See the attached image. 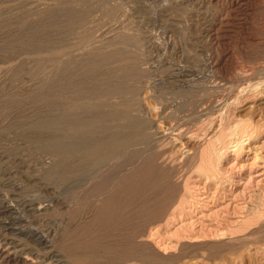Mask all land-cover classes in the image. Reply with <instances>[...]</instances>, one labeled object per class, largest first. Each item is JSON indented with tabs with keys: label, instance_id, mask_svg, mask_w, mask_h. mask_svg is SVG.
<instances>
[{
	"label": "bare ground",
	"instance_id": "obj_1",
	"mask_svg": "<svg viewBox=\"0 0 264 264\" xmlns=\"http://www.w3.org/2000/svg\"><path fill=\"white\" fill-rule=\"evenodd\" d=\"M93 1L103 5L106 0H6L0 7V50L7 58V76L11 80L25 75L31 80L20 90H1L0 116L14 112L15 119L7 120L8 129L32 144L34 152L54 155L33 174V165H18L25 166L23 170L15 168L17 164L9 166L6 156H12L14 149L1 146L0 183L8 185L18 171L38 182L62 184L66 173L74 176L83 169V206L71 212L74 217L82 214L83 223L69 226L63 236L53 227L20 225L27 218L25 211L46 212L48 206L40 201L18 199L21 213L19 206L0 200V264H167L143 237L146 225L162 218L177 191L169 182L174 167L168 165L176 159L172 150L195 158L200 140L207 141L219 130L215 120L201 132L170 122L163 129L152 128L137 85L144 69L139 66L137 35L122 28L94 37L89 15ZM111 8L106 15H113ZM259 62L262 69L264 56ZM230 143L237 148V140ZM13 162L23 161L18 157ZM12 185L14 192L21 191L18 183ZM260 240L264 253V235Z\"/></svg>",
	"mask_w": 264,
	"mask_h": 264
},
{
	"label": "rangeland",
	"instance_id": "obj_2",
	"mask_svg": "<svg viewBox=\"0 0 264 264\" xmlns=\"http://www.w3.org/2000/svg\"><path fill=\"white\" fill-rule=\"evenodd\" d=\"M5 2L0 0V7ZM93 5L89 15L94 37L123 29L137 35L133 34L141 46L139 66L144 67L137 85L144 94V116L153 129H163L170 122L201 132L210 120L219 122L216 137L200 140L199 151L205 156L199 151L195 158L171 151L176 159L168 165L174 167L169 182L177 191L164 216L146 225L143 239L167 264H264L260 240L264 235V67H259L264 56V0H106ZM110 8L113 15H106ZM0 54V91L28 86L31 80L25 75L9 80L7 58L4 51ZM250 103L252 107L247 106ZM5 115L0 116V151L7 145L16 150L5 157L8 165L28 164L35 166L33 174L40 171L54 155L34 152L32 144L8 129L7 122L16 114ZM233 140L237 148L230 146ZM18 157L21 164L13 162ZM13 175L11 184L0 183V200L16 205L18 199L34 198L48 206L42 214L25 211L27 218L20 225L53 227L63 236L69 226L83 223L82 214H72L83 206V169L74 176L66 173L64 183L55 185L35 181L24 172ZM12 183H18L21 191L15 193ZM16 206L22 213L21 206Z\"/></svg>",
	"mask_w": 264,
	"mask_h": 264
}]
</instances>
